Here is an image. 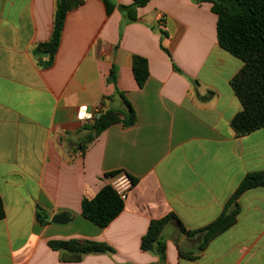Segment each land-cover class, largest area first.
<instances>
[{"label":"crops","instance_id":"1","mask_svg":"<svg viewBox=\"0 0 264 264\" xmlns=\"http://www.w3.org/2000/svg\"><path fill=\"white\" fill-rule=\"evenodd\" d=\"M111 1V14L103 0L72 10L43 67L48 55L34 50L52 35L57 0H0V264H264V188L229 205L248 174L264 172V128L238 137L231 127L243 109L231 80L244 63L219 46L211 4L150 0L128 22L119 6L133 0ZM134 56L148 62L142 88ZM119 93L136 123L89 142L94 121L78 120V109H124ZM113 172L136 182L102 228L82 215V202ZM234 212L235 223L202 250L205 233L180 231ZM60 214L66 224L52 222ZM170 215L161 262L141 241L152 221ZM76 239L112 251L50 246Z\"/></svg>","mask_w":264,"mask_h":264},{"label":"trees","instance_id":"2","mask_svg":"<svg viewBox=\"0 0 264 264\" xmlns=\"http://www.w3.org/2000/svg\"><path fill=\"white\" fill-rule=\"evenodd\" d=\"M86 0H57L54 16V27L49 41L36 46L34 52L37 55H48L43 67L52 64L54 56L59 48L61 35L67 15L80 7ZM150 0H133L130 6H119L128 22L138 19L137 11L146 6ZM108 14L115 8L111 0H103ZM211 4L212 12L217 16V39L219 46L240 59L244 66L231 80V86L242 104V111L231 122V127L238 137L246 136L252 132L264 128V0H199ZM133 74L136 82L142 88L148 77L149 68L146 59L134 56ZM114 79V73L112 72ZM124 104V109L104 108L99 119L86 127L91 133L88 141L98 137L103 131L114 124L124 127L133 126L137 116L131 103L123 94H118ZM105 101V98H104ZM103 101V102H104ZM121 172H113L108 176L116 177ZM132 178V177H131ZM135 184V179L132 178ZM264 188V172L248 174L230 204L248 190ZM124 201L111 185L103 187L91 200L82 202V215L94 224L105 228L109 226L123 211ZM235 214L223 215L209 227L199 232H189L180 225L181 233L188 237L205 233V239L200 250L214 237L226 231L235 223ZM3 216L0 203V218ZM173 216H167L161 220L152 221L146 234L142 237L141 249L145 252H155L160 261L165 260V243L162 241V233ZM41 223H46L41 221ZM50 246L55 250H67L69 252L86 254L112 251L103 243L86 240L52 241ZM183 256V253L181 254Z\"/></svg>","mask_w":264,"mask_h":264},{"label":"built area","instance_id":"3","mask_svg":"<svg viewBox=\"0 0 264 264\" xmlns=\"http://www.w3.org/2000/svg\"><path fill=\"white\" fill-rule=\"evenodd\" d=\"M102 112L103 108L99 104L92 107L81 106L78 109L77 118L82 122H93L99 119ZM110 185L119 194L120 198L125 202L134 186V183L132 181V178L127 173H121L112 178Z\"/></svg>","mask_w":264,"mask_h":264},{"label":"water","instance_id":"4","mask_svg":"<svg viewBox=\"0 0 264 264\" xmlns=\"http://www.w3.org/2000/svg\"><path fill=\"white\" fill-rule=\"evenodd\" d=\"M69 220V217L66 214H60L56 216L52 222L56 224H66Z\"/></svg>","mask_w":264,"mask_h":264}]
</instances>
